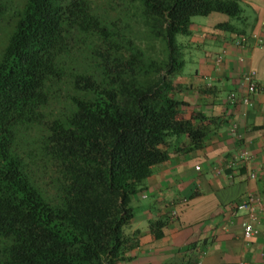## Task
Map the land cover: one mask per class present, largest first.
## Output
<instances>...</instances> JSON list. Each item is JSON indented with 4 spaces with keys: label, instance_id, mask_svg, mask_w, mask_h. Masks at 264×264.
<instances>
[{
    "label": "trees",
    "instance_id": "16d2710c",
    "mask_svg": "<svg viewBox=\"0 0 264 264\" xmlns=\"http://www.w3.org/2000/svg\"><path fill=\"white\" fill-rule=\"evenodd\" d=\"M242 2L0 0V264L131 258L132 198L181 136L193 150L209 132L179 117L192 44L176 35L218 12L244 36Z\"/></svg>",
    "mask_w": 264,
    "mask_h": 264
},
{
    "label": "crops",
    "instance_id": "0c3cea01",
    "mask_svg": "<svg viewBox=\"0 0 264 264\" xmlns=\"http://www.w3.org/2000/svg\"><path fill=\"white\" fill-rule=\"evenodd\" d=\"M242 3L246 37L259 31L264 0ZM219 22L198 23V68L176 79L185 102L179 117L209 132L193 150L181 136L176 152L152 168L144 190L131 201L129 230L137 232L138 244L118 264H264V35L259 43L249 38L239 47V35L218 29ZM248 71L255 85L248 103H230L229 91L245 92L241 77ZM243 149L248 159L230 164ZM247 193L262 202L253 219L236 208ZM160 217L167 223L155 238L149 222ZM247 221L256 229L250 238L243 236Z\"/></svg>",
    "mask_w": 264,
    "mask_h": 264
},
{
    "label": "built area",
    "instance_id": "2783aa9c",
    "mask_svg": "<svg viewBox=\"0 0 264 264\" xmlns=\"http://www.w3.org/2000/svg\"><path fill=\"white\" fill-rule=\"evenodd\" d=\"M258 32H254L249 36H243L239 35L235 38V44L239 47H246L248 44V39L250 38L253 42L259 43L262 41V36L264 35V15L259 19L258 22ZM221 57L218 56L216 58V62H220ZM241 82L245 85V92L243 94H238L237 91H229L227 94V100L230 103H233L237 100H239L242 103H248L249 101V94L254 91V72L248 71L245 72L241 77ZM248 159V151L243 149L238 152L234 160L232 159L230 161V164H232L234 161L242 162ZM198 169V167H196ZM254 173H250L249 177H254ZM264 188V186H263ZM259 196L255 195L254 193H247L243 199H241L237 205L236 208L243 209L248 213L249 219H253L255 212L257 210H260L262 204ZM243 236L244 238H250L256 233V229L252 226V224L247 221L243 224Z\"/></svg>",
    "mask_w": 264,
    "mask_h": 264
},
{
    "label": "rangeland",
    "instance_id": "374dc122",
    "mask_svg": "<svg viewBox=\"0 0 264 264\" xmlns=\"http://www.w3.org/2000/svg\"><path fill=\"white\" fill-rule=\"evenodd\" d=\"M243 6V4H242ZM192 34L189 36H184V35H176V40L178 42H188L192 44V47H188L186 49L185 53V60L186 63L183 68V72L194 70L195 68H198V37H195L198 35V23H206L208 24L209 22H214V21H227L229 20V17L225 14L218 13V12H212L208 15L205 16H192ZM236 22V20H234ZM203 46V45H201ZM204 49H207V46L203 47Z\"/></svg>",
    "mask_w": 264,
    "mask_h": 264
}]
</instances>
